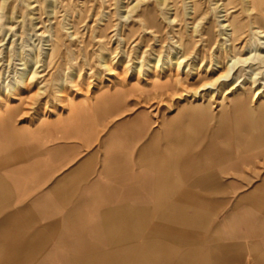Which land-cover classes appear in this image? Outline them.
<instances>
[{
	"label": "rangeland",
	"instance_id": "obj_1",
	"mask_svg": "<svg viewBox=\"0 0 264 264\" xmlns=\"http://www.w3.org/2000/svg\"><path fill=\"white\" fill-rule=\"evenodd\" d=\"M135 1L5 0V8L0 11V122L3 128L16 126L30 130L37 120L50 122V116L55 115L58 120L64 117V112L79 107L90 112L95 135L109 133L118 123L137 115L157 125L191 115V106L196 102L206 103L209 92L214 91L207 103L209 119L203 125L218 127V116L226 111L221 129L231 131L233 145L250 137L262 139L264 115L260 114L259 107L264 108V90L256 101H251L255 87L248 85V77L252 75L249 66H259L255 79L256 85L262 87L264 67L255 61L252 65L254 62L250 60L247 64H238L229 77L215 82L212 88L204 85L221 74L229 60L230 41L224 39L228 31L219 26L221 15L227 13V22L237 38L235 48L242 58L255 48L251 45L256 36L253 37L250 19L264 31V1L247 5L241 0H140L136 5ZM244 6L249 11H242ZM198 21V32L191 36L192 25ZM261 36L257 35L260 42L264 41ZM260 47L257 49L264 53ZM173 54L184 57V65L190 64L187 71L175 72L173 64H166ZM157 57L161 61L158 64ZM139 64L140 73L134 68ZM31 67L37 75L26 76L23 84L11 92L4 90L24 68ZM237 77L242 85L222 98L220 89ZM117 90L123 92L121 98H106ZM219 101L223 110L219 109ZM240 101L248 104L253 112L251 117L234 110ZM96 110L114 111L102 116ZM22 142L19 144H32ZM33 145L38 146L36 142ZM140 147L139 143L131 145L127 152L133 158ZM241 149V154L237 150L234 158L240 164L239 169L226 176L232 180L229 185L233 191L208 197L211 208L207 232L212 231L216 221L235 211L246 195L244 204L250 206L249 212L235 213L234 227L256 229L258 223L264 225V151L253 149L252 155H248L244 153L249 151L247 148ZM79 150L81 154L101 152L96 143ZM70 164L56 165L50 184L61 179ZM148 165L140 163L142 168L148 169ZM95 167L94 175L106 178L104 166L96 163ZM130 169L139 167L135 168L132 161ZM10 196L15 198L14 190ZM249 237L239 241L238 259L227 261L221 254L212 253L207 264H264V230L261 237Z\"/></svg>",
	"mask_w": 264,
	"mask_h": 264
},
{
	"label": "crops",
	"instance_id": "obj_2",
	"mask_svg": "<svg viewBox=\"0 0 264 264\" xmlns=\"http://www.w3.org/2000/svg\"><path fill=\"white\" fill-rule=\"evenodd\" d=\"M122 96L117 90L106 98ZM247 105L233 108L251 117ZM209 106L195 103L184 120L157 125L137 115L99 135L83 107L30 130L0 122V264H207L212 253L238 259L239 241L261 237L264 225L234 227V214L249 212L246 195L207 232L208 197L233 191L226 176L239 169L235 152L264 151V137L233 145L231 131L221 129L226 111L218 127L203 125ZM26 141L32 144H19ZM95 143L101 152H79ZM137 143L132 158L127 150ZM68 162L67 175L50 184L56 165ZM96 163L106 178L94 175Z\"/></svg>",
	"mask_w": 264,
	"mask_h": 264
},
{
	"label": "bare ground",
	"instance_id": "obj_3",
	"mask_svg": "<svg viewBox=\"0 0 264 264\" xmlns=\"http://www.w3.org/2000/svg\"><path fill=\"white\" fill-rule=\"evenodd\" d=\"M4 1L5 0H0V11H2L5 7H4ZM140 0H136L135 1V5L139 2ZM244 5H247L248 3H257L258 2H263L264 0H241ZM240 1V2H241ZM195 3V1H194ZM165 5V4H164ZM4 7V8H3ZM233 8V7H232ZM192 11H194V6L192 5ZM213 9H216V6L213 7ZM258 10H261V9H258ZM225 11V10H224ZM242 11L244 12H247L249 11V8L244 6L242 8ZM54 12V11H53ZM222 12V11H221ZM261 13V12H260ZM227 14V13H226ZM226 14L224 15H221L223 17L222 20H219V26L221 29H223L224 31H228V33H226V37L224 36V39L226 41H230V46H229V50L228 52L229 55V60H227L225 62V66H224V69H223V72L221 74H219L216 78H214V80L212 82H208L204 85V87H207L209 88L211 86H213V84L217 81H220L222 79H225L227 77H229L232 73V71L236 68V66L238 64H241V65H244V64H247L249 63V61H255L257 62L258 64L261 65V67H264V53H262L261 51H259L257 49V46H261L260 48H263L264 49V41L260 42L259 39L257 38V35L261 34L262 36L261 37H264V31H262L260 29V27L258 26H255L253 24V21L250 19V25H251V30H252V33H253V37L256 36V38H253L252 41H251V45H254L255 48H254V51H249L248 54L245 56V57H240L238 56V53H237V49L235 48V40H237V38H234V31L232 30L231 28V25L229 22H227V19H226ZM127 15V13H126ZM188 16V15H187ZM125 16H123L124 18ZM200 19V18H199ZM170 21H174V18H171ZM198 27H199V21L196 22L195 24L193 23L192 25V31L190 33V35L192 36L194 33L198 32ZM230 27V28H229ZM220 34H223V33H220ZM50 46V44H49ZM181 47V46H180ZM37 49V48H36ZM55 49V46H53L51 48V50L53 51ZM38 50V49H37ZM39 51V50H38ZM49 51V50H48ZM36 52V50H35ZM180 52V51H179ZM226 52V51H225ZM181 53V52H180ZM227 53V52H226ZM36 54V53H35ZM50 54V52H49ZM184 54V53H183ZM228 54V53H227ZM37 55V54H36ZM179 56V55H178ZM253 56V57H252ZM103 58V57H101ZM158 58V57H157ZM155 60V63L158 64L160 61V57ZM46 59V58H45ZM37 60V59H36ZM183 60H184V57L180 58V57H176L174 54L171 55L169 58H168V61L166 64H173L176 68L175 72H178L179 70L181 71H187V69L189 68V65L190 64H187V65H184L183 64ZM101 62V61H100ZM142 62V61H141ZM252 63L253 64H255ZM151 63V62H150ZM214 63V62H213ZM141 64V63H140ZM138 65L137 67H134L135 70H139L141 68V65ZM154 64V63H153ZM215 64V63H214ZM143 65V64H142ZM216 67H221L220 64L218 62H216ZM104 66H107L104 64ZM149 66V65H148ZM171 66V65H170ZM153 67V66H152ZM143 68V67H142ZM243 69V68H242ZM249 70L251 72V76L248 77V79L250 80L249 84L251 88H254L255 89L253 90V92L251 93V98L250 100L251 101H256L259 94L262 92V90H264V82H262V87H258L256 85V79H255V76L257 75V72L258 70H260V67L259 66H255V67H251V65L249 66ZM76 71V70H75ZM241 71V70H240ZM74 73V72H73ZM139 73H140V70H139ZM144 73V72H143ZM77 74V72H76ZM29 75H30V78H32L33 76L37 75V72H36V69L34 67H31L30 69H25L23 71H21L18 75V77L14 80V82L8 86H5L4 87V90L7 91V92H11L13 90H15L16 88L20 87V85L23 84V80L26 76H28L29 78ZM176 75L178 76V73H176ZM179 77V76H178ZM73 81V80H72ZM180 81V80H179ZM241 83V80L237 77L236 80H233L231 83L227 84L226 87H222L220 89V93H221V97L224 96V94H227V93H230L231 91L237 89V87L239 85H242L240 84ZM196 96H200V94L197 92H195ZM214 96V91H210L209 94H208V101H206V103H209V100L210 98H212ZM201 98V97H200ZM223 98V97H222ZM196 103H201V102H196ZM219 103H221V107L219 109L223 110L224 108L222 107V102L219 101ZM239 103V102H238ZM236 105V104H235ZM263 115H264V108H263Z\"/></svg>",
	"mask_w": 264,
	"mask_h": 264
}]
</instances>
